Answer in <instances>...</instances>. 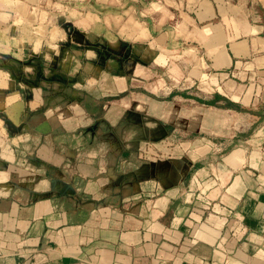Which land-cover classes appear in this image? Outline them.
Masks as SVG:
<instances>
[{
	"label": "crops",
	"instance_id": "obj_1",
	"mask_svg": "<svg viewBox=\"0 0 264 264\" xmlns=\"http://www.w3.org/2000/svg\"><path fill=\"white\" fill-rule=\"evenodd\" d=\"M0 264H264V0H0Z\"/></svg>",
	"mask_w": 264,
	"mask_h": 264
}]
</instances>
